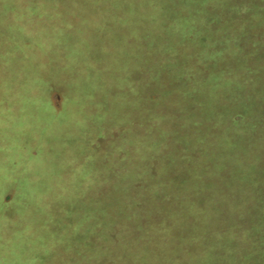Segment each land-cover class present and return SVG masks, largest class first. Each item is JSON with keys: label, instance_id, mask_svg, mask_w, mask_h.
Here are the masks:
<instances>
[{"label": "rangeland", "instance_id": "374dc122", "mask_svg": "<svg viewBox=\"0 0 264 264\" xmlns=\"http://www.w3.org/2000/svg\"><path fill=\"white\" fill-rule=\"evenodd\" d=\"M0 264H264V0H0Z\"/></svg>", "mask_w": 264, "mask_h": 264}]
</instances>
